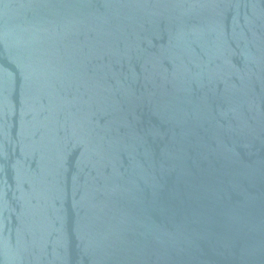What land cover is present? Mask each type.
Returning a JSON list of instances; mask_svg holds the SVG:
<instances>
[{
    "label": "water",
    "instance_id": "obj_1",
    "mask_svg": "<svg viewBox=\"0 0 264 264\" xmlns=\"http://www.w3.org/2000/svg\"><path fill=\"white\" fill-rule=\"evenodd\" d=\"M0 264H264V0H0Z\"/></svg>",
    "mask_w": 264,
    "mask_h": 264
}]
</instances>
